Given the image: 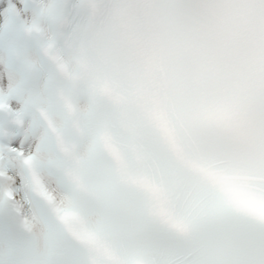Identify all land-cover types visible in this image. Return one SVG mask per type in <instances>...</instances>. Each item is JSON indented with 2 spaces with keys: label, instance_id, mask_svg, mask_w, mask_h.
<instances>
[{
  "label": "snow or ice",
  "instance_id": "obj_1",
  "mask_svg": "<svg viewBox=\"0 0 264 264\" xmlns=\"http://www.w3.org/2000/svg\"><path fill=\"white\" fill-rule=\"evenodd\" d=\"M0 15V264H90L68 224L94 214L74 177L98 167V88L153 102L194 34L246 40L242 95L208 86L218 72L206 57L201 88L159 118L174 145H212V162L181 173L158 160L173 188L162 224L97 227L140 257L118 264H264V0H9Z\"/></svg>",
  "mask_w": 264,
  "mask_h": 264
},
{
  "label": "clouds",
  "instance_id": "obj_2",
  "mask_svg": "<svg viewBox=\"0 0 264 264\" xmlns=\"http://www.w3.org/2000/svg\"><path fill=\"white\" fill-rule=\"evenodd\" d=\"M146 42L153 37L146 34ZM246 40L242 35L221 42L212 36L194 34L177 55L170 57L169 83L152 89L151 103L133 89L123 95L99 87L102 101L111 108L114 122L98 129L94 175L74 177L79 194L94 209L86 222L70 221L68 226L78 234L81 246L88 252L90 264H118L121 260H139L124 255L99 229L101 221L127 223L136 218L163 223V209L172 200V182L158 160L169 168L186 173L190 163H209L207 153L212 145L189 140L178 147L168 140L158 126L160 115L173 105L187 102L201 88L197 74L206 57L214 59L218 74L209 87L227 88L240 96L246 77ZM238 147V146H237ZM219 164V161H215ZM75 166V160H72Z\"/></svg>",
  "mask_w": 264,
  "mask_h": 264
}]
</instances>
